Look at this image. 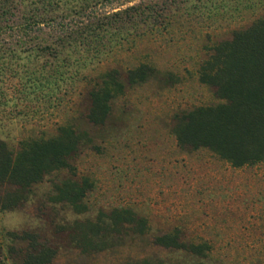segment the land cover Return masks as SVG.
Masks as SVG:
<instances>
[{
    "label": "rangeland",
    "instance_id": "374dc122",
    "mask_svg": "<svg viewBox=\"0 0 264 264\" xmlns=\"http://www.w3.org/2000/svg\"><path fill=\"white\" fill-rule=\"evenodd\" d=\"M218 1L188 0L170 12V24L134 45L124 42L128 51L88 69L87 79L50 100L29 99L23 74L0 75V140L10 149L54 136L61 125L85 136L68 159L70 169L45 175L16 208H0V264L21 262L29 247L24 233L55 251L48 264H264V160L233 167L209 149L178 146L174 134L182 113L222 102L198 78L213 45L264 17V1L227 0L217 13ZM140 63L153 73L128 86L126 71ZM111 68L121 73L123 93L111 101L105 122L93 125L88 94ZM84 179L90 187L79 205L60 200L61 182ZM115 209L144 227L102 230V217ZM174 232L182 243L205 244V256L154 243Z\"/></svg>",
    "mask_w": 264,
    "mask_h": 264
},
{
    "label": "trees",
    "instance_id": "16d2710c",
    "mask_svg": "<svg viewBox=\"0 0 264 264\" xmlns=\"http://www.w3.org/2000/svg\"><path fill=\"white\" fill-rule=\"evenodd\" d=\"M134 1L0 0V75L23 74L29 99L50 100L87 79L88 69L128 51L124 42L134 45L136 39L157 33L159 27L170 24V12L176 13L188 3V0ZM196 1L207 6L212 0ZM224 1L227 0L218 1L215 12L225 7ZM258 1L264 0L235 2L240 5ZM236 6L224 10H238ZM152 73L153 67L140 63L126 71L125 83L133 86L145 82ZM198 78L212 86L222 102L199 106L177 117L174 126L177 145L209 149L233 167L263 161L264 17L233 30L230 38L214 44L199 67ZM123 88L117 69L99 75V81L88 94L87 119L91 124L105 122L111 101L123 93ZM84 138L73 127L61 125L54 136L22 140L16 150L0 140V208H16L45 175L70 169L68 159ZM89 187L86 179L82 185L65 180L57 190L60 200L79 205ZM110 225L141 228L145 222L126 210L115 209L102 217V230ZM20 239L27 240L29 247L17 264L51 262L55 251L37 242L34 235L24 233ZM154 243L166 249L186 250L197 257H204L207 250L205 244L180 242L177 232L157 236Z\"/></svg>",
    "mask_w": 264,
    "mask_h": 264
}]
</instances>
